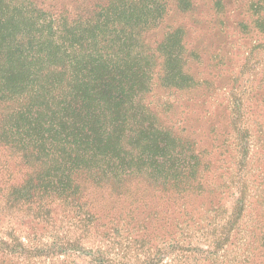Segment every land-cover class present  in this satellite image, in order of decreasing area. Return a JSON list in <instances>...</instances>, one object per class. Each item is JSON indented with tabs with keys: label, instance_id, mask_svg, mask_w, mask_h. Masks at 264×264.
Listing matches in <instances>:
<instances>
[{
	"label": "rangeland",
	"instance_id": "1",
	"mask_svg": "<svg viewBox=\"0 0 264 264\" xmlns=\"http://www.w3.org/2000/svg\"><path fill=\"white\" fill-rule=\"evenodd\" d=\"M34 1L69 21L109 2ZM159 1L142 38L166 66L145 102L200 156L199 178L127 186L130 205L75 172V196L34 219L6 199L50 166L0 144V264H264V0Z\"/></svg>",
	"mask_w": 264,
	"mask_h": 264
},
{
	"label": "trees",
	"instance_id": "2",
	"mask_svg": "<svg viewBox=\"0 0 264 264\" xmlns=\"http://www.w3.org/2000/svg\"><path fill=\"white\" fill-rule=\"evenodd\" d=\"M162 12L159 0H109L69 21L34 0H0V144L50 166L14 188L8 206L45 216L50 199L75 196V172L116 186L130 205L138 200L124 197L127 186L199 178L200 156L145 102L166 63L142 35Z\"/></svg>",
	"mask_w": 264,
	"mask_h": 264
}]
</instances>
